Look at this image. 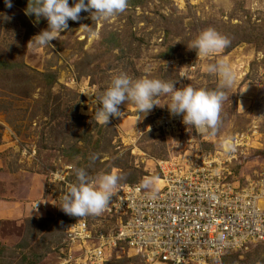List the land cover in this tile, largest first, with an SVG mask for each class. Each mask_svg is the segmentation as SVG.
<instances>
[{"label": "rangeland", "instance_id": "1", "mask_svg": "<svg viewBox=\"0 0 264 264\" xmlns=\"http://www.w3.org/2000/svg\"><path fill=\"white\" fill-rule=\"evenodd\" d=\"M130 1L106 19L92 18L94 9L82 11L50 45L34 46L30 41L47 29V19L25 14L29 0H12L11 8L0 0V203L9 207L0 211V264H57L66 228L77 218L61 209L77 183V168L91 179L115 172L119 184L131 186L155 176L157 162L172 159L180 143L198 138L185 124L174 123L169 132L157 127L162 116H182L165 105L170 94L156 97L146 116L125 101L121 116L107 125L97 122L101 105L95 98L121 71L133 79L173 81L177 89L191 84L217 90L220 79L207 65L226 60L236 81L220 89V123L203 132L205 145L242 148L247 173L264 167V0ZM210 27L230 45L200 58L189 45ZM19 184L22 195L15 194ZM25 206L30 210L23 216ZM89 225L95 231L91 243L100 233L108 236L112 226L95 220ZM222 262L264 264V242L229 251Z\"/></svg>", "mask_w": 264, "mask_h": 264}, {"label": "built area", "instance_id": "2", "mask_svg": "<svg viewBox=\"0 0 264 264\" xmlns=\"http://www.w3.org/2000/svg\"><path fill=\"white\" fill-rule=\"evenodd\" d=\"M181 118L162 116L157 127L174 131V123L184 125ZM196 133L172 159L157 162L150 190L143 181L118 184L101 214L72 221L58 264H104L124 255L129 264H223L225 253L264 242V167L247 173L242 148L210 149ZM90 220L111 223L108 236L91 243Z\"/></svg>", "mask_w": 264, "mask_h": 264}, {"label": "clouds", "instance_id": "3", "mask_svg": "<svg viewBox=\"0 0 264 264\" xmlns=\"http://www.w3.org/2000/svg\"><path fill=\"white\" fill-rule=\"evenodd\" d=\"M4 4L6 8L13 6L12 0H4ZM127 7L128 0H87V2L73 0L72 6H69V0H29L25 14L33 15L37 19L44 17L48 22L47 29L42 30L30 42L34 46L50 45L52 40L57 39L61 32L68 29L69 20H79L82 11L88 12L94 9L92 18L106 19L124 12ZM229 45L230 40L226 36L210 27L201 31L190 42L189 49H194L198 57L207 58L220 53ZM207 72L219 77V89L207 90L193 87L191 84L177 89L173 81L148 77L133 79L126 72L121 71L112 77L102 95L95 98V103L99 102L101 105L97 107L95 119L107 125L110 117L121 116L119 106L125 101L134 105L138 112L146 116L157 105L156 97L170 94V103L165 104L170 114L182 115V122L199 132L209 130L214 132L220 123L222 104L225 100V92L220 89L231 88L236 81V75L228 62L223 59L208 64ZM95 158L92 157L93 160ZM75 171L77 183L72 185L63 196L61 209L65 214L77 218L101 214L116 194L122 177L115 172H104L91 179L84 168H77ZM153 186L154 178L142 182L143 188Z\"/></svg>", "mask_w": 264, "mask_h": 264}, {"label": "crops", "instance_id": "4", "mask_svg": "<svg viewBox=\"0 0 264 264\" xmlns=\"http://www.w3.org/2000/svg\"><path fill=\"white\" fill-rule=\"evenodd\" d=\"M12 180V179H11ZM11 180H10V182H11ZM14 180V179H13ZM14 186H17L18 187V189L17 190H15V194L16 193H20L19 192V187H20V184L19 185H14ZM22 190V189H21ZM21 194V193H20ZM22 195V194H21ZM3 206V203H0V211H2V213H4L5 214V212H7V210H9V207H7L8 205H4V207H2ZM14 208V207H13ZM30 209H29V207L28 206H25V207H23V216H25V215H27V213H28V211H29ZM17 212V211H16Z\"/></svg>", "mask_w": 264, "mask_h": 264}, {"label": "trees", "instance_id": "5", "mask_svg": "<svg viewBox=\"0 0 264 264\" xmlns=\"http://www.w3.org/2000/svg\"><path fill=\"white\" fill-rule=\"evenodd\" d=\"M130 1V0H129ZM131 2V1H130ZM130 259L127 258L125 255L121 257H112L110 259V263L108 262L107 264H129Z\"/></svg>", "mask_w": 264, "mask_h": 264}]
</instances>
